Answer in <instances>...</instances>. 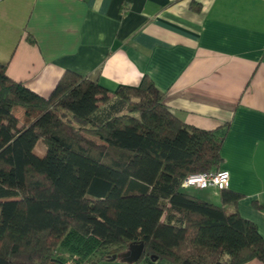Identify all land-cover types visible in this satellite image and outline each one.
<instances>
[{
	"label": "trees",
	"instance_id": "1",
	"mask_svg": "<svg viewBox=\"0 0 264 264\" xmlns=\"http://www.w3.org/2000/svg\"><path fill=\"white\" fill-rule=\"evenodd\" d=\"M226 135L184 124L147 78L110 96L65 71L45 99L0 63V264L137 245L131 264H264V238L236 209L241 195L220 189L212 204L183 191L187 176L220 169Z\"/></svg>",
	"mask_w": 264,
	"mask_h": 264
},
{
	"label": "crops",
	"instance_id": "2",
	"mask_svg": "<svg viewBox=\"0 0 264 264\" xmlns=\"http://www.w3.org/2000/svg\"><path fill=\"white\" fill-rule=\"evenodd\" d=\"M0 63L45 99L65 71L110 96L147 78L187 126L223 127L225 189L264 238V0H0Z\"/></svg>",
	"mask_w": 264,
	"mask_h": 264
},
{
	"label": "rangeland",
	"instance_id": "3",
	"mask_svg": "<svg viewBox=\"0 0 264 264\" xmlns=\"http://www.w3.org/2000/svg\"><path fill=\"white\" fill-rule=\"evenodd\" d=\"M22 115H23V111H22V109H19L16 112V116L18 118H20ZM45 151H46L45 145L42 142V140H40L34 148V154L38 157H43L45 154ZM183 191L204 200L207 198H205L206 196H202L201 193L209 192V189L198 190V189H195L193 187H190V188H183ZM199 194H200V196H199ZM227 212L230 213L228 209H227ZM101 255H102L101 253H96V254H94L93 257H90L88 259H84L81 262H79L76 258L67 256V257H65L67 260L66 264H131L130 262L127 261L123 252H121L118 255H112V256L108 255V254H103L102 256Z\"/></svg>",
	"mask_w": 264,
	"mask_h": 264
},
{
	"label": "built area",
	"instance_id": "4",
	"mask_svg": "<svg viewBox=\"0 0 264 264\" xmlns=\"http://www.w3.org/2000/svg\"><path fill=\"white\" fill-rule=\"evenodd\" d=\"M229 180L227 172L217 171L202 174H193L187 176L183 182V188L193 187L198 190H206L209 188L225 189Z\"/></svg>",
	"mask_w": 264,
	"mask_h": 264
},
{
	"label": "water",
	"instance_id": "5",
	"mask_svg": "<svg viewBox=\"0 0 264 264\" xmlns=\"http://www.w3.org/2000/svg\"><path fill=\"white\" fill-rule=\"evenodd\" d=\"M143 247L141 245L132 246L129 250L124 253L127 261L130 263H134L139 260L140 256L142 255Z\"/></svg>",
	"mask_w": 264,
	"mask_h": 264
}]
</instances>
